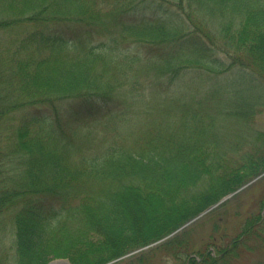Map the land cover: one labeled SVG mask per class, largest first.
<instances>
[{"label": "trees", "instance_id": "1", "mask_svg": "<svg viewBox=\"0 0 264 264\" xmlns=\"http://www.w3.org/2000/svg\"><path fill=\"white\" fill-rule=\"evenodd\" d=\"M117 26L139 37L142 56L93 42ZM201 64L234 79L201 94L199 76H212L196 74ZM181 73L196 76L198 92L183 82L171 96L168 83ZM145 77L153 81L150 99L133 104L132 82ZM122 87L128 103L110 100ZM247 88L261 93L256 101L243 102ZM223 94L229 106L218 103ZM63 100L74 103L67 113L56 108ZM137 106L143 117L133 130ZM263 107L264 0H0V264L56 257L101 264L168 236L261 174L264 183V132L254 128ZM200 183L216 194L157 230L195 200L189 191ZM256 196L235 235L212 245L214 254L190 257L185 227L153 250L181 264H264V188ZM154 206L158 215L142 226L155 234L103 256L140 228L127 212ZM141 255L123 260L150 264Z\"/></svg>", "mask_w": 264, "mask_h": 264}, {"label": "rangeland", "instance_id": "2", "mask_svg": "<svg viewBox=\"0 0 264 264\" xmlns=\"http://www.w3.org/2000/svg\"><path fill=\"white\" fill-rule=\"evenodd\" d=\"M100 8H104V5H102ZM105 8H107V5L105 6ZM166 25H169V24H166ZM119 28H120V26H117L115 28H112V27H109L108 29L106 28V31H109L112 33L111 34H106V33L97 34L94 36V38L92 40L94 43L100 42V41L106 42L107 48L110 50H113V51H123V52L126 51L129 54L140 53V56H142L143 53L146 52V50H141L137 46V42H138L139 37H136V35H129L127 33H125V34L120 33ZM170 28L173 30L172 27H170ZM151 53H155V51H153ZM216 56H217V58H220L221 60L228 62L227 59L221 53H216ZM144 58H146V56ZM197 69L200 70V71H196L197 75L201 72L205 73V74L210 73V75H212L211 80L208 79V77L199 76L204 81L203 86L200 87L201 88L200 89L201 94H204L205 92H207L208 90L213 88L212 87L213 83L217 85V84H221V83L228 81V80H231V82H232L234 79L233 74H235V73H233V74H232V72L227 73L228 72L227 70L225 72H217V74L216 73L212 74V67H210L206 64H201ZM195 77L196 76H190L189 73L188 74L181 73V75L179 77L180 81L172 79L171 82L168 83L169 87H168L167 91L169 93H171V96L175 95L178 88L180 87V85L184 82L187 86H190L193 88V90H191V91L198 92L199 86L197 85L198 81ZM161 78H166V76L161 77ZM132 79H133V75H132L131 71H129L127 79H126L127 83L132 81ZM246 79H247V77L244 76L242 81H244ZM134 80L136 82H132V88L135 85H137V91L133 92V95L129 94V96H128V98L130 99L129 101L133 104H137V102H138L137 99L139 100V98H142L143 103L148 102L150 99V91H151L152 85H153L152 78H149V77L146 78L145 77V78H143L144 81L142 79L139 80L137 78H134ZM165 82H167V80H165ZM226 84L231 86V83L226 82ZM196 87H198V88H196ZM194 88H196V89H194ZM221 90L224 91L223 88H221ZM211 92L213 93V89ZM244 92L246 94L243 96L242 100H243V102H246V103H252V102L256 101L255 100L257 98L256 95L261 94L252 88H247V91H244ZM141 94H143V95L141 96ZM114 95L116 97H111L110 100H114V101L117 100L118 103H119V100H122L123 103H125V102L128 103V100H127L128 93L126 92V89L124 87L119 88L117 93ZM210 99L206 98V97L199 98L200 101L203 100L202 105H204V108L206 107L207 110H209V111H211V110L216 111V106L214 105V102L211 101ZM228 99L229 98L225 97V95L223 94L221 97H218V103L220 104V106H229L228 105L229 103H227ZM150 101L153 103H158L156 106L160 105L162 102V101L157 102L154 99H152ZM111 102H113V101H109L107 104H111ZM70 103H73V102H71L69 100L60 101L57 103L56 108L59 111H61V113H67V109H68V106ZM112 107H114V105ZM243 108L245 110H249V108L247 106H244ZM140 109H141V106H137V107H133L132 111H130L131 115L129 117L128 123H130V124L133 123L131 125L133 130L138 129L137 128V122H136L138 120V117L139 116L143 117V115H141L142 113L140 112ZM102 111H104V110H102ZM136 112H138L139 115H137ZM152 112L156 113L155 110H153ZM105 118L108 119L110 117L108 115H105V116L103 115L99 119L105 120ZM254 122L257 126L254 128L258 129V130H263V132H264V107L257 114L254 115ZM112 124H113V122H112ZM99 129H100L99 126L93 127V130H99ZM232 129L235 132L236 127H233ZM251 181L252 182L250 184H249V182H250L249 181L245 184V186H242L241 188L235 190L234 192L227 194V196H223L219 200L220 202L219 201L217 202L220 204H218L217 206H215L211 209L205 210L204 212L200 213L198 215L199 218L195 219L191 223L184 226L185 227L184 229L188 230L189 234H190L187 238V242L190 245L189 250L193 253L195 252L194 254L190 253V257L195 256V258L197 260V258L199 259V257H196V256L199 255L201 252L207 251V250H212L210 253L214 254L215 253L213 251L214 248L212 247V245L214 243L215 244L222 243L223 239L221 240V238L222 237L225 238V236L227 234H229L231 237L235 235V233L238 231V229L242 225L244 219L246 218V214H248L246 211L249 209L255 208L254 205L257 204V201H256L257 196L256 195L258 192V186H260L261 188H264V183H263V181L260 182V179L254 178ZM246 185H248V186H246ZM208 188L209 187H207V183H200V186H198L197 189H191L189 191V195H190L189 197L190 198L194 197L195 200L193 202H189L188 204L182 206L183 209H181L179 211V213L170 214L169 216L167 215L168 217L166 218L165 225L159 226V228L157 230L163 229L164 226L166 228L168 226L175 224L176 222L181 220L184 216L191 214L192 211L196 210L198 207L203 205V203L205 201H207L209 198H211L213 195L216 194L212 190H210L208 192H203L204 190H206ZM201 193H203V194H201ZM109 202H110V199H108V203ZM170 202H171V199H169L166 202V205H171ZM154 204L156 205V204H158V202L155 201ZM151 209L153 210L152 213H149L145 207H143L142 209L138 208L137 211L131 210V211L127 212L128 213L127 221H132L136 225L139 224L140 228L136 229L135 233L134 232L128 233L126 235L127 240L125 242H122L120 245H117V247H114L112 249L110 248L107 252L103 253V256H106L107 254L112 253L114 251H120L122 249L124 243L139 242L142 239H145L148 236L155 234V232H157V231H154V230L149 231V230H147V228L142 226V223H144L146 221L145 219L148 216H157L158 215V213L156 211V206L152 207ZM111 210L112 211L109 213L116 215L118 218V221L121 224L124 223V219L122 218L119 210H116V209H111ZM142 221H144V222H142ZM213 231H215V232H213ZM6 235H7V237L6 238L4 237L3 239L7 243L9 241L10 236H11V232H6ZM161 240H163V239H161ZM166 240H167V238L165 240L161 241L160 243H158L157 240L154 242L152 241L149 244H147L149 246H147V245H146V247L144 246L145 247L144 249H142V250L138 251L137 253L130 255L128 257L134 259V258H136L134 256L141 255L143 253L145 255V257H147L146 259H148L150 261V264H181L180 260L173 259L172 257H168L164 253H160V252L155 253V251L153 250V248H156L158 245L162 244ZM1 244H3V241L1 242ZM6 246L9 247L8 244ZM99 253L102 254V251ZM131 253H133V252H131V251L126 252L122 258H120L122 256L121 255V256H118L116 258H113V259L108 260V261L101 263V264H126V262L124 260H125V258L129 259L127 257V255L131 254ZM187 253L189 254L188 251H187ZM9 257H11V256H9ZM96 258H98V257H96ZM257 259H260V258H253L252 260L254 262ZM10 262L13 263L11 260H10ZM56 262H61V263L66 262V264H73V262L69 259V257L52 258L48 261L47 264H54Z\"/></svg>", "mask_w": 264, "mask_h": 264}, {"label": "water", "instance_id": "3", "mask_svg": "<svg viewBox=\"0 0 264 264\" xmlns=\"http://www.w3.org/2000/svg\"><path fill=\"white\" fill-rule=\"evenodd\" d=\"M213 207H214V206H212V207H210V208H208V209H211V208H213ZM208 209H207V210H208ZM196 218H197V217H196ZM193 220H194V219H193ZM193 220H191V221H193ZM191 221H190V222H191ZM190 222H188V223H190ZM188 223L184 224V225L181 226L180 228L184 227V226L187 225ZM180 228H179V229H180ZM142 249H143V248H141V249H139V250H142ZM139 250H137V251H139Z\"/></svg>", "mask_w": 264, "mask_h": 264}, {"label": "bare ground", "instance_id": "4", "mask_svg": "<svg viewBox=\"0 0 264 264\" xmlns=\"http://www.w3.org/2000/svg\"><path fill=\"white\" fill-rule=\"evenodd\" d=\"M261 175H262V174H261ZM63 263L66 264V262H62V263H61V262H56V263H54V264H63Z\"/></svg>", "mask_w": 264, "mask_h": 264}]
</instances>
